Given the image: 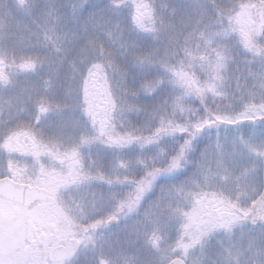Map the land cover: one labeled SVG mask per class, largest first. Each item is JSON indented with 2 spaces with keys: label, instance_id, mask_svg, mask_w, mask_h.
Segmentation results:
<instances>
[{
  "label": "snow or ice",
  "instance_id": "6c2138e0",
  "mask_svg": "<svg viewBox=\"0 0 264 264\" xmlns=\"http://www.w3.org/2000/svg\"><path fill=\"white\" fill-rule=\"evenodd\" d=\"M0 264H264V0H0Z\"/></svg>",
  "mask_w": 264,
  "mask_h": 264
}]
</instances>
